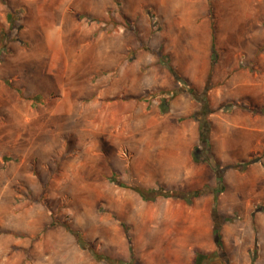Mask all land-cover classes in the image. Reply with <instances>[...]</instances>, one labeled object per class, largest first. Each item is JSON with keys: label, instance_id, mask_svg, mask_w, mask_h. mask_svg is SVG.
Returning <instances> with one entry per match:
<instances>
[{"label": "rangeland", "instance_id": "374dc122", "mask_svg": "<svg viewBox=\"0 0 264 264\" xmlns=\"http://www.w3.org/2000/svg\"><path fill=\"white\" fill-rule=\"evenodd\" d=\"M99 5L98 14L78 16L87 26L83 38V27L66 28L67 35L47 46L39 28L23 41L19 32L30 28L27 9L11 14L15 30L0 24L1 70L12 56L23 59L30 74L25 78H40L37 87L29 84L35 94L45 88L40 82L50 70L63 80L59 90L41 93L31 105L19 75L0 78V264H132V253L135 264H194L197 253L209 255L210 264H252L254 258L264 264V140L261 152L250 153L248 133L233 127L259 112L264 129V105L225 100L212 107L213 78L196 95L188 91L196 98L194 114L201 117L209 103L211 153L221 167H230L218 206L228 219L221 256L212 220L218 189L213 168L195 163L178 173L150 172V131L132 133L130 124L121 123L150 116V97L161 94L150 93L151 68L170 65L179 76L192 62L209 63L212 75L244 70L264 79V0L92 3ZM48 50L69 52L70 59L52 60ZM187 53L196 58L185 59ZM130 77L138 90H119ZM193 115L179 118L195 121ZM136 188L205 194L190 206L174 198L146 202Z\"/></svg>", "mask_w": 264, "mask_h": 264}, {"label": "crops", "instance_id": "0c3cea01", "mask_svg": "<svg viewBox=\"0 0 264 264\" xmlns=\"http://www.w3.org/2000/svg\"><path fill=\"white\" fill-rule=\"evenodd\" d=\"M95 0H0V24L4 26L8 31L12 28L15 30L16 19H11V14H15L18 11L27 9L30 20L28 21L29 29H24L19 33L22 34L24 40L29 41L33 36V28H39L44 38L45 45H49L50 39L63 38L68 32L64 29H76L79 30L80 26L83 27L82 35L85 34L84 27L85 21L80 23L79 15L83 17L91 16L92 14H98L101 6L94 7L92 3ZM58 2H65L61 5H57ZM54 3V4H53ZM14 25V26H13ZM13 26V27H12ZM89 35V34H88ZM52 60H58L60 58L69 60V52L66 51H49ZM76 57H82L80 54H76ZM180 57V56H178ZM74 58V55L72 56ZM186 59H194L196 55L194 53H187L184 56ZM264 58V55L261 57ZM178 59V58H176ZM23 59L17 57H11L8 66L5 65L0 78L4 80L11 79L19 75L21 88L29 93L24 96L29 100L28 103L34 105L35 98H40L39 95L44 92L50 94L54 89L59 90L62 81L60 76L53 70H50V74L46 80H41L43 89L39 90L41 93L35 94L36 90L30 92L31 87L29 84L38 85L40 78L37 74H34V79H26L28 75L26 73V64L22 62ZM245 60V59H244ZM150 62H155L154 59H150ZM155 64V63H153ZM18 68L19 73L17 74ZM246 71H239L233 73L229 77H224L221 73L212 75V70L209 63H203L199 65L197 62L190 63V67L180 69V77L186 79L189 83V87H184L181 82H178L176 78L170 73V71L164 69L163 71L151 68L150 69V93L160 92L161 94L156 97H150L152 100V109L150 116H129L124 118L121 123L130 124L129 131H150V172H172L178 173L187 169L186 165L195 164L193 153L196 148L197 139L199 138L198 123L196 121H188L182 123L181 117H188L193 115L196 110L192 111L191 106L194 107L196 98L192 97L188 93L189 89L199 91L204 88L208 81L212 79L215 85L212 87V94L210 96L212 107L218 106L223 101L238 102L239 105L243 104L246 107L254 106L256 108L264 105V79L259 74L246 75ZM30 75V74H29ZM28 75V76H29ZM32 76V75H31ZM32 77V78H33ZM44 83L46 85L44 86ZM103 84V81L100 82ZM29 87V88H28ZM182 88V89H180ZM188 88V89H185ZM45 89V91H44ZM122 92H134L138 90V82L136 79L130 77V82L126 85H120L118 87ZM179 94L172 95L173 90H178ZM226 92V93H225ZM262 92V96L260 94ZM225 93V94H224ZM162 101H166L168 104V112L162 114L161 106ZM192 107V108H193ZM236 108V107H235ZM248 124L242 123V121H233V127L236 130H241L248 133L249 151L261 152L262 141L264 140V129L260 126L262 123V117L259 112L254 116V113H250ZM143 124L145 126L140 127ZM262 133V135H261ZM228 140H231V135L228 132ZM187 204V203H186ZM256 264V263H255Z\"/></svg>", "mask_w": 264, "mask_h": 264}, {"label": "trees", "instance_id": "16d2710c", "mask_svg": "<svg viewBox=\"0 0 264 264\" xmlns=\"http://www.w3.org/2000/svg\"><path fill=\"white\" fill-rule=\"evenodd\" d=\"M10 18V22H11ZM3 38L7 39L8 35L3 32ZM217 56L214 52L212 56V61L213 64L216 63ZM168 70L171 72V74L176 78L177 81L181 82L184 84V81L178 76L176 71L173 69L172 66L168 65L167 66ZM193 95H196V91L192 90ZM162 112L167 113L168 112V106L166 104V101H162ZM213 114V111L209 108V103L206 102L204 105V110L200 114L196 113L193 115V119L199 123L200 125V147H196L193 153L194 157V162L199 164V163H208L213 170L215 171L217 175V180H218V189L214 192V202H213V208H212V220L215 224V229H214V237H215V242H216V247H217V255L221 256L224 253V243H223V237H222V226L224 222L227 220L223 219L221 215L219 214L218 206H219V197L220 195L224 192L225 186H224V172L228 170L230 167L223 168L221 167L218 163H216L213 159L212 153H211V144H210V122L208 120V117ZM252 164V163H251ZM242 171L246 170V166L241 167ZM136 192L141 196V198L148 202H155L158 200L160 197L163 198H174L178 200H182L186 202L188 205H193L194 200L203 196L205 193L204 192H197L194 194H188V193H183V192H170V191H163L161 194L158 191L155 190H145L142 188H136ZM81 245H83L85 248H87V245L79 240ZM95 254V253H94ZM210 256L205 255L202 253H197V256L195 258L194 264H210ZM131 263L135 264V256L132 253L131 255ZM256 260L255 258L252 259V264H255Z\"/></svg>", "mask_w": 264, "mask_h": 264}]
</instances>
